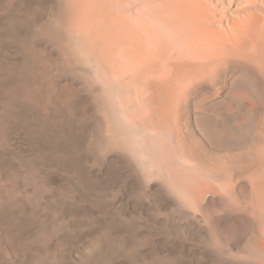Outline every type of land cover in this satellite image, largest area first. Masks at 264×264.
I'll use <instances>...</instances> for the list:
<instances>
[{
	"label": "bare ground",
	"instance_id": "1",
	"mask_svg": "<svg viewBox=\"0 0 264 264\" xmlns=\"http://www.w3.org/2000/svg\"><path fill=\"white\" fill-rule=\"evenodd\" d=\"M0 264H264V0H0Z\"/></svg>",
	"mask_w": 264,
	"mask_h": 264
}]
</instances>
